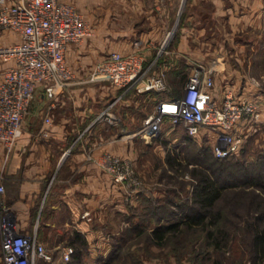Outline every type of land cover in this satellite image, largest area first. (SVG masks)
<instances>
[{
	"label": "crops",
	"instance_id": "crops-1",
	"mask_svg": "<svg viewBox=\"0 0 264 264\" xmlns=\"http://www.w3.org/2000/svg\"><path fill=\"white\" fill-rule=\"evenodd\" d=\"M60 1L77 8L92 33L67 45L72 79L63 89L49 97L42 85L36 87L22 134L8 154L0 142L4 196L16 227L31 232L36 226L42 241L53 240L51 264L64 262L61 251L71 245L74 230L85 236L90 257L111 251L127 227L123 219L133 212L129 205H138L139 193L115 182L99 161L105 153L131 160L139 139L151 145L158 136L141 129L146 115L142 102L149 101L152 111L157 92L124 90L107 79H89L91 67L108 53L140 52L145 66L166 70L172 81L183 75L179 90L193 63L212 65L213 98L219 101L229 89L235 98L259 100L260 116L264 114V84L251 75L256 65L264 69V0ZM177 19L175 40L158 60L157 48ZM19 41L17 31H0V44ZM11 64L0 62V71ZM114 98L117 122L89 126ZM42 129L47 135L39 134ZM163 134L190 136L182 125ZM197 137L206 140L203 132Z\"/></svg>",
	"mask_w": 264,
	"mask_h": 264
},
{
	"label": "built area",
	"instance_id": "built-area-1",
	"mask_svg": "<svg viewBox=\"0 0 264 264\" xmlns=\"http://www.w3.org/2000/svg\"><path fill=\"white\" fill-rule=\"evenodd\" d=\"M12 29L21 41L0 44V62L12 61L0 71V142L8 154L23 131V117L42 85L46 94L53 97L72 79V71L66 63L65 51L71 42H79L91 35L92 27L73 5L60 0H0V31ZM170 29L159 47L161 54L173 36ZM144 56L138 51L120 53L111 51L97 61L90 70L89 79H107L127 90L137 92L159 91L166 93L158 100L142 121V130L157 135L164 121L171 126L182 125L192 137L200 133L216 156L224 157L239 150L243 142L241 126L256 122L261 115V103L257 99L235 98L226 89L217 101L211 96L214 87L212 65L193 63L186 81L178 94L172 93L163 77V71L149 74ZM116 99L101 109L89 126L105 120L117 122L113 111ZM50 121L49 117L45 118ZM40 135H47L42 129ZM92 156L89 155V158ZM99 163L112 179L125 188L137 184L130 160L105 153ZM2 178V174H0ZM4 186L0 183V248L3 264H36V259H52L51 251L39 241L36 226L31 232L16 227L10 207L4 199ZM88 217V214L85 215ZM71 245L62 248L63 261L70 258Z\"/></svg>",
	"mask_w": 264,
	"mask_h": 264
},
{
	"label": "trees",
	"instance_id": "trees-1",
	"mask_svg": "<svg viewBox=\"0 0 264 264\" xmlns=\"http://www.w3.org/2000/svg\"><path fill=\"white\" fill-rule=\"evenodd\" d=\"M182 77L183 75L172 81V86L169 87L172 93H179L178 87L181 85ZM153 92H157L158 97L166 94ZM186 138L193 139L192 136ZM209 148L212 155L208 156L210 158L203 164L204 167L194 165L191 169L192 179L195 180L194 196L191 200L159 197L145 189H139L138 205H141V209L139 210L138 205L135 207L129 205L133 212L125 216L128 220L127 227L119 233V238L115 240L108 254L90 257L85 236L74 230L70 242L73 252L68 260L60 264H119L127 259L133 260L132 264H143L136 251L129 248L122 250V241L125 240L126 233L145 235L146 232L148 237L161 245L168 241L176 245L182 238L186 240L185 242L191 241L195 234H199L203 241L199 243L195 252L193 251L195 247L190 248V252H194L190 257L193 259L197 253L205 254L204 250L212 249L220 253L215 264H220L222 259H225L223 257H227L225 252H229V257L233 259L230 260L234 264H246L247 259L249 264H264V151L255 162L250 163L251 167L247 168L237 160L228 162L232 154L219 157L215 155L211 146ZM204 150H199V153L202 155ZM196 157L198 161H203L198 154ZM210 160H225L235 170L240 169L239 175L233 173V179H229L224 169L215 167ZM169 161L172 165V158ZM221 182L227 183L228 187L220 184ZM237 185L240 186L236 187ZM236 188L241 189L240 193H235L236 195L250 192L244 212L241 209L244 203L242 198L237 199L234 192L223 193L225 190ZM224 204L227 205L224 207ZM173 205L175 207H172ZM37 236L39 237L38 230ZM88 259H92V262ZM36 264L51 263L38 258Z\"/></svg>",
	"mask_w": 264,
	"mask_h": 264
},
{
	"label": "rangeland",
	"instance_id": "rangeland-1",
	"mask_svg": "<svg viewBox=\"0 0 264 264\" xmlns=\"http://www.w3.org/2000/svg\"><path fill=\"white\" fill-rule=\"evenodd\" d=\"M181 9L182 8L178 9L179 13L182 11ZM174 10H176V8ZM177 28L178 19L175 21V25L172 28L174 29L173 36L168 45H172L173 41L175 40ZM160 57H158V60H160ZM161 71H163V77L167 86L171 87V83L173 82L172 79L169 78L166 70H163L162 68H153L150 66L148 73L155 74ZM251 75L264 84V69L262 66L256 65V68L253 72H251ZM142 103V107L146 111L147 115L151 110L150 102L146 101ZM170 127L171 125L168 123V121H164L162 123L160 132L157 134L158 136L153 139V143L151 145H145L140 141V139L138 140L139 142H137L136 156L130 160L133 176H135L138 182L136 185H133L130 188L126 187V190L129 192L137 191L138 193L139 189H145V191L152 192L154 195H158L159 197L166 196L167 198L174 200H191L193 198L195 180L193 181L192 179L191 169L194 165L204 167L203 164L206 163L210 158L208 156L212 155L209 148L210 143L200 137L193 138L191 140L186 137H177V139L174 137L166 138L163 133L168 131ZM240 130L243 137L242 145L237 152L232 153V157L229 158L228 162L237 160L240 164L250 168V163L255 162L264 151V114L263 116H260V118L254 123L243 124ZM199 150H204L202 155L199 153ZM196 154H198L199 158L204 162H201V160L198 161ZM171 158L172 165L169 161ZM210 162L213 163L215 167H222L229 179H233V173L235 175H239L240 169L235 170V168L232 167V165L227 164L225 160H210ZM0 183H2L1 178ZM220 184H225L224 186L228 187L227 183L221 182ZM238 186L240 185H237L236 187ZM228 192H234V194L240 193L241 189L236 188L223 191V193ZM248 194L234 195L237 197V199L242 198L244 201V203H242L243 205L241 206V209H243L242 212L245 210L244 207L246 206L245 203L248 200L247 197H250V192ZM4 199L7 201L5 196ZM226 205L227 204H224V207ZM138 206L140 210L141 205L139 204ZM172 207H175V205ZM123 221L126 223L128 222L127 218H124ZM147 235V232L145 235H132L126 233V238L124 237L125 240L122 241V250L125 251L127 248H129L136 251L137 257L142 260L143 264H215L216 259L220 256V253L212 251V249H208L204 250L205 254L200 252L197 253L195 259L190 258L191 255L196 251L199 243L203 241L202 238L199 237V234H195L193 239L187 242H185L186 240L182 238V240H180L176 245L170 241L164 245L155 243V241H153V239ZM39 237V241L43 242L45 247L51 251L52 254L53 249L51 246L53 240L48 238V241L44 242L42 241L43 239ZM63 238L64 237H61L62 244L64 242L66 243L65 239ZM54 240L57 241L56 239ZM173 246H176V248ZM191 247H195L193 253L190 252ZM225 255L227 257H223L225 259H222L220 264H234L231 262L233 259L229 257V252H225ZM198 259L200 260L198 261ZM134 260L136 261V259ZM131 261L133 260L127 259L121 261L119 264H132ZM246 261V264H249L248 259Z\"/></svg>",
	"mask_w": 264,
	"mask_h": 264
}]
</instances>
